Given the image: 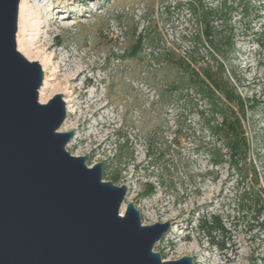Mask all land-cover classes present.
<instances>
[{"label":"rangeland","instance_id":"rangeland-1","mask_svg":"<svg viewBox=\"0 0 264 264\" xmlns=\"http://www.w3.org/2000/svg\"><path fill=\"white\" fill-rule=\"evenodd\" d=\"M44 4L58 7L44 17L54 16L48 28L39 31L34 18L26 32L34 53L19 47V20L17 47L42 65V87L49 79L40 102L63 95L60 130L74 131L67 149L89 166L102 162L105 181L126 184L125 209L135 202L143 224L171 222L154 247L164 260L264 264L263 215L243 200L252 177L245 168L254 164L264 180V0H29L28 7ZM206 11L211 39L203 34ZM220 65L245 99L242 168L217 131L221 115L198 89L203 71ZM214 216L224 232L202 227Z\"/></svg>","mask_w":264,"mask_h":264},{"label":"water","instance_id":"water-1","mask_svg":"<svg viewBox=\"0 0 264 264\" xmlns=\"http://www.w3.org/2000/svg\"><path fill=\"white\" fill-rule=\"evenodd\" d=\"M21 0H0V264H194L154 250L171 222L143 224L127 185L67 145L61 93L39 100L44 70L17 47Z\"/></svg>","mask_w":264,"mask_h":264},{"label":"trees","instance_id":"trees-1","mask_svg":"<svg viewBox=\"0 0 264 264\" xmlns=\"http://www.w3.org/2000/svg\"><path fill=\"white\" fill-rule=\"evenodd\" d=\"M212 14V11H206L203 21L205 27L203 34L208 39H211L213 35L210 20ZM140 44L141 40L137 46L139 47ZM181 65L191 67L190 62L184 58L181 59ZM192 71L199 75L195 69H192ZM203 72L204 77L199 78L197 83L198 89L213 101L215 110L221 115V121L216 126L217 131L224 139L230 157L236 161L237 166L241 165L240 168H242L244 164H247L249 150V143L244 128V118L246 116L245 99L238 93L232 82L225 78V67L223 65L217 66L216 71L210 66ZM251 165L252 168L248 170L245 168L244 173V177L247 178L250 177L252 172V177H250L251 189L250 187L245 189L243 200L253 203L256 215H263L264 220V180H261L256 166L254 164ZM147 187L148 192L155 190V186L152 183L148 184ZM202 227L207 229L209 233L212 231H225V227L218 216H214L211 221L205 220Z\"/></svg>","mask_w":264,"mask_h":264},{"label":"bare ground","instance_id":"bare-ground-1","mask_svg":"<svg viewBox=\"0 0 264 264\" xmlns=\"http://www.w3.org/2000/svg\"><path fill=\"white\" fill-rule=\"evenodd\" d=\"M28 5H29V0H21V3H20V19H19V34H18L19 47L22 50V52L26 55L31 54V52L34 53L32 51V42L30 40H27L25 37L26 32L33 25L32 22L34 21V18L36 21L35 26L39 31H41L42 28L46 29L54 21V16L49 17V19H47V20H44V17L48 13H52L55 10V8L58 7V6H55L52 4H50V5L44 4L43 6H40L37 9V12H35V11H31L29 9ZM35 54H38V53H35ZM46 63L49 64L50 60H47ZM83 73H84L83 71H80L74 77V79L79 78ZM48 80H49L48 78L45 79V86H43L42 89L40 90L42 99L45 98V94H46L45 89H46V84H47ZM63 126H66V123ZM124 209H125V206L123 204L122 210H121L122 213L124 212ZM190 250H192V249H190Z\"/></svg>","mask_w":264,"mask_h":264}]
</instances>
